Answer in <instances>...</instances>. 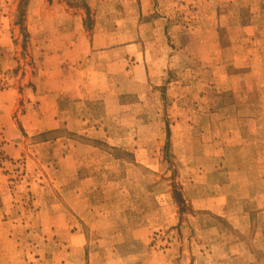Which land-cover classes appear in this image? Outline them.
<instances>
[{"label":"rangeland","instance_id":"374dc122","mask_svg":"<svg viewBox=\"0 0 264 264\" xmlns=\"http://www.w3.org/2000/svg\"><path fill=\"white\" fill-rule=\"evenodd\" d=\"M0 264H264V0H0Z\"/></svg>","mask_w":264,"mask_h":264},{"label":"crops","instance_id":"0c3cea01","mask_svg":"<svg viewBox=\"0 0 264 264\" xmlns=\"http://www.w3.org/2000/svg\"><path fill=\"white\" fill-rule=\"evenodd\" d=\"M46 78L44 79L46 86L43 85L42 88H44V91L42 92V100L44 102V104L42 105V116L41 119H35L32 117L31 112H27L25 115V121L29 124L30 121L33 122V124L36 123H43L44 124V129H50L51 127L54 126L53 124V116H51L50 114L47 113L48 110L45 109V105L47 107V105L50 103L52 106V98L54 97H58L60 95L61 90L60 88H58V91H55V87H51L52 84L50 85V81H51V76H45ZM74 83H78L81 84L83 87H79L77 84V87L80 88V91H84V87L85 85L89 84L91 82L90 77L91 76H74ZM39 81L42 80L41 76H38L37 78ZM49 81V82H48ZM80 82V83H79ZM32 126V125H30Z\"/></svg>","mask_w":264,"mask_h":264}]
</instances>
